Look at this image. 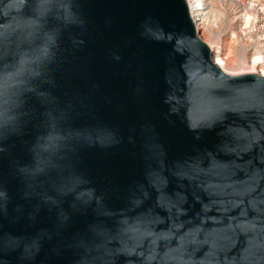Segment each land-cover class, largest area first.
<instances>
[{
  "label": "water",
  "instance_id": "water-1",
  "mask_svg": "<svg viewBox=\"0 0 264 264\" xmlns=\"http://www.w3.org/2000/svg\"><path fill=\"white\" fill-rule=\"evenodd\" d=\"M0 264H264V77L186 0H0Z\"/></svg>",
  "mask_w": 264,
  "mask_h": 264
},
{
  "label": "bare ground",
  "instance_id": "bare-ground-1",
  "mask_svg": "<svg viewBox=\"0 0 264 264\" xmlns=\"http://www.w3.org/2000/svg\"><path fill=\"white\" fill-rule=\"evenodd\" d=\"M233 1L241 4L242 8V12L234 18L238 28L236 29L237 32L234 31L233 34L244 44L250 46L253 33L257 32L260 38V48L251 53L247 62L235 65L230 61L234 46L229 43L220 44L218 47L205 44L212 53L213 62L226 74L231 76L254 74L264 77V1L250 0L249 4L242 0ZM186 2L198 37L203 34L212 35L214 20L219 13V0H186ZM236 66H240V69L237 70Z\"/></svg>",
  "mask_w": 264,
  "mask_h": 264
},
{
  "label": "rangeland",
  "instance_id": "rangeland-1",
  "mask_svg": "<svg viewBox=\"0 0 264 264\" xmlns=\"http://www.w3.org/2000/svg\"><path fill=\"white\" fill-rule=\"evenodd\" d=\"M242 1L246 4H249L250 2V0ZM240 5L241 4H238L233 0H219V13L214 20L215 23L212 35L203 34L201 37L199 36V38L208 46L213 45L214 47H218V45L223 43H229L234 46V52L230 56V61L235 65L247 62L251 53L255 49L260 48V38L257 32L253 33V39L250 42V46L244 44L233 34L234 31L237 32L236 29L238 28L234 18L242 12ZM236 67L237 70L240 69V66Z\"/></svg>",
  "mask_w": 264,
  "mask_h": 264
}]
</instances>
